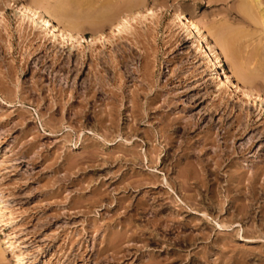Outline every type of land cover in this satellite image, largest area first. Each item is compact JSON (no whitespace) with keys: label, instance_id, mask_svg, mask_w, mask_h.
I'll use <instances>...</instances> for the list:
<instances>
[{"label":"rangeland","instance_id":"374dc122","mask_svg":"<svg viewBox=\"0 0 264 264\" xmlns=\"http://www.w3.org/2000/svg\"><path fill=\"white\" fill-rule=\"evenodd\" d=\"M86 1L66 6L88 38L94 23L81 19ZM23 3L0 0V264H264V106L257 121L255 107L241 99L213 98V79L201 61L187 62L193 46L184 45L183 58L176 57L178 31L168 29L173 6L210 28L239 1L141 0L133 9L119 3L131 18L159 9L144 18L136 14L138 21L119 38L112 35L111 44L85 42L80 52L50 42L53 53L45 54L17 28L16 8ZM239 21L232 26L252 29ZM107 22L99 23L103 31ZM254 33L246 38V54L257 55L253 64L261 66L264 33ZM120 49L128 71L107 64L103 70L89 53L111 62ZM93 62L102 68L105 88L84 95L82 80ZM252 84L264 96V74ZM107 89L117 94L120 111L111 120L121 135L104 129L110 120H98L102 106L115 101ZM135 91L137 119L130 116ZM217 133L212 145L205 141ZM217 143L224 161L216 181L208 175L209 191L184 181L186 168L205 163ZM197 185L203 202L192 195ZM216 221L232 226L220 229ZM9 237L18 245L10 246Z\"/></svg>","mask_w":264,"mask_h":264},{"label":"bare ground","instance_id":"6f19581e","mask_svg":"<svg viewBox=\"0 0 264 264\" xmlns=\"http://www.w3.org/2000/svg\"><path fill=\"white\" fill-rule=\"evenodd\" d=\"M23 1L24 3L22 7L20 9L16 8L17 13L21 17V18H17L18 19L17 28L22 35L24 36L31 35V40H38L39 45L35 48L39 50L38 52L39 54L40 52L43 51L45 54L48 50H50L51 46L49 47L47 45V43L50 42L52 43V45L55 44V46L57 47H63L64 45L67 46L69 45L70 46V47L68 46L69 48L79 49L80 52H83V49L85 50V48L87 47L86 46L85 48H83L84 46L83 43L86 44L85 42H87V44L100 42L101 45H104L105 42L104 40H106L107 42H109V44H111L113 42V39H111L112 35L114 37L119 38L120 35H122L124 32L128 33V31L132 28L133 22L136 21L138 18H140L139 16L144 18L146 16L154 14V12L159 9V8L158 9L146 8L144 10L142 9L143 12L142 11L133 12L132 14L135 13V15H133L131 18L130 17L131 15L127 16L126 13L123 12L122 8L120 9L118 7L119 3L120 5L122 4L123 2L122 0H119V2H117L116 0H87V1L85 0L87 2L86 3L87 10L85 11L81 19H84V17L86 18L88 17L89 18L88 22H90L91 20L92 23H94V25L92 24L94 28L91 27L93 31L91 29L92 31L91 34L88 36V38H86L82 35V32L84 31L83 25L81 24L82 22L78 21L77 19L78 16L73 17L72 14H70L72 10L68 11L69 9H67L66 6L67 0H23ZM237 1H239L237 7L235 9L232 8L228 10L227 13H225L226 14L225 16H223L224 14L222 15L223 17L221 16L220 18L213 19L211 22L213 26L209 25L211 26L210 28L205 24L202 25L201 24L202 22H199L198 19L194 17V15H190L188 17L184 14L183 11L173 6L172 7L173 17H171V19L169 20L168 29L171 34L173 33L171 32V29L173 27H175V30L178 31L177 39H179L180 42H177L175 44L172 43L173 45L172 49L173 52L176 53L175 55L176 57L183 58L184 52L182 51V49L183 47H185L184 45L187 44V48L188 46L191 48L193 46L194 48L193 50L190 48L191 51L193 52V55L191 54V56L187 58V62L191 64L192 60L196 58H198V61H201L203 70L205 71L206 75L208 76V78L213 79L214 89L210 92L212 97L218 98L219 96L222 97V94H225L227 99L228 98L241 99V101L246 106L255 107V111H256L255 116L258 119L257 121H259L260 118L258 117L262 113L259 105L261 104V106H264V96H262L258 92V90L255 89L253 85L254 83L252 84V82L255 79V77L258 76V74H264V63L262 62L261 66L259 64H256L259 67L253 64V58L255 61V56L257 55L254 56L251 55L252 54L251 53L250 55L252 57L249 58L250 55L246 54L249 53V50L247 52V48H249L248 43H250V41L248 42L246 38L248 36L251 38V35L255 34L254 32H259V34L264 33V4H263V0H237ZM139 3H141V0H124V3L121 6L123 7L126 6V8L128 9H133L132 7L140 5ZM126 8L124 10H128ZM136 14H138V18ZM26 19L29 22L28 24L26 23ZM238 19L242 21L241 23L244 24L246 28L250 27V29L251 28L252 29L248 31L247 29L242 28L243 26H237V27L232 26L234 21L237 22ZM104 20H108L107 22L108 26L106 31H103L102 30L103 27L101 28L100 27L101 25H99V23ZM257 26H260V28H258ZM195 30L201 33L202 40H198L196 39V37H194V32H196ZM247 39L249 40V38ZM246 42H248L247 43L248 45L246 44ZM88 47L90 46L88 45ZM91 50L89 51L90 55L94 56L95 60H98V62L96 63H99L100 67H102L103 70H106L105 69L106 65L104 64H107L113 68H115L114 66L118 65L117 67L123 68V70L125 71L129 70V66L127 64L128 61L127 54L124 52L123 49L117 50L119 51L117 53L115 52L116 50H114L115 53L113 54L114 55L113 58L115 60H111V62H109L108 60L103 62L98 56V52L92 53ZM220 50L221 52H223L227 60L230 61L229 63L231 64V67L229 69H231V72L228 71V69L225 67V64L223 62L224 60L221 58L220 55L221 53ZM50 52H52V49L50 50ZM49 53H47L48 56H50ZM244 55H246L247 58H245ZM59 56L60 54L56 55V58H58ZM52 62L55 63V58L54 61ZM96 63H94L93 65L90 64L92 68L91 70H93L91 76H85L82 80L85 89L83 92L84 95L86 94L88 95L89 93H92L93 96V94L96 93L98 88L100 89L105 88V84L103 82L104 76L100 74V70L102 68H97ZM11 67H15V66L12 65ZM232 76L235 82L232 81ZM107 90H109L110 93L113 94L115 98L117 94L113 93L114 91H111L110 89ZM137 92L135 94L132 93V96L129 97L130 98L129 101L131 103L130 116L135 118L139 114L136 113L134 110L135 108L138 107L139 92L138 93ZM116 98L115 101L114 100H112L111 102L108 101L110 103L114 101L112 105L109 103L110 104L109 106L108 104V109L105 108L104 110V106H102L103 111L101 109L99 113L101 117L99 116L100 118L98 120L101 119L100 120L101 122L105 119L110 120L111 123H109L108 121L109 124L106 123L103 125L102 123L104 129L106 131L108 130L111 133L115 132L116 133L115 135H121L124 131H122V129L118 127L119 125H115L117 123L114 124L112 123L113 118H115V116L117 117L120 111V109L117 108L120 106H118L119 104H116L118 99ZM234 121H236L234 123L238 124L240 120L237 117V119ZM105 130L103 131L106 132ZM235 135L236 133H232V136ZM206 137L207 138L205 139V141L208 140V143L212 145L211 143L215 142L216 138L218 137V133L216 134V137L211 136V139H209L208 136ZM227 140L228 139H226V141ZM216 145L218 149L213 148L214 150L213 151L211 150L212 154L210 155V158L207 160L205 159L206 160L205 163L207 164H205L204 162L197 161L196 164L192 165L194 166L193 167L194 170H192V168L191 170H189L188 168L191 167L189 165H188L189 167L187 166L188 168L185 167L186 170H188L186 171L187 173L185 174V176H183L184 174L181 173L183 178H185L184 181L186 180L189 181V179L190 180L193 179L192 183L194 185L195 182H197L200 186H204L206 190L209 191L208 186H210V182H209L210 178L208 175L212 174L213 175L212 180L216 181L219 178V174L222 170L221 165L224 161L221 153L218 154V152L221 151V150L219 151L221 146L218 145V143ZM215 157L217 158L213 159ZM153 161L154 159L152 156L146 157V164L147 163L148 165L152 164ZM209 167L211 168L209 169ZM190 171H192V173H190ZM163 179L164 182L168 185V180L165 175H163ZM200 186L197 185L195 187L196 189L194 191V194L192 195L193 196L198 195L201 198L200 202H203L204 199L202 197L203 195L200 193ZM205 198L206 199L210 198V204L213 205L214 209H221V203H219V201L218 203L217 202L215 203L214 199H211L212 197L207 192L205 194ZM241 210L242 212L247 211L246 207L242 208ZM0 211H2L1 207H0ZM0 214L2 213L0 212ZM215 224L220 229H229L232 226V224H227L218 221H216ZM8 241L11 244L10 246L18 245L17 241L11 237H9ZM22 255L23 254H21L20 257ZM19 260L20 262H23V258Z\"/></svg>","mask_w":264,"mask_h":264}]
</instances>
